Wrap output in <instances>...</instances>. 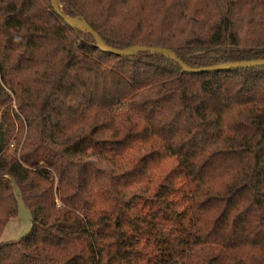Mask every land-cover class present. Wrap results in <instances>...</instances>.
Returning a JSON list of instances; mask_svg holds the SVG:
<instances>
[{
    "label": "trees",
    "instance_id": "trees-1",
    "mask_svg": "<svg viewBox=\"0 0 264 264\" xmlns=\"http://www.w3.org/2000/svg\"><path fill=\"white\" fill-rule=\"evenodd\" d=\"M107 44L264 57V0H59ZM0 264H264V64L115 53L0 0Z\"/></svg>",
    "mask_w": 264,
    "mask_h": 264
},
{
    "label": "water",
    "instance_id": "water-1",
    "mask_svg": "<svg viewBox=\"0 0 264 264\" xmlns=\"http://www.w3.org/2000/svg\"><path fill=\"white\" fill-rule=\"evenodd\" d=\"M51 2H52L54 9L59 14H61L66 19L67 22L71 24L77 23L79 26H83L89 31H91L98 40V46L104 50H109V51L119 53V54L126 53V52H134L137 50H150V51L162 52L174 58L176 61H178L183 67V69L187 71L220 70V69H226L230 67L243 66V65H262L264 64V57H263V58L239 60V61H226V62H220L217 64H211V65H206V66H190L184 63L182 60H180L172 50H166L163 47L148 46V45H135L130 50L113 48L107 44V42L104 40L101 34L98 31H96L83 17L79 15L70 16L66 14L63 11V9L60 7L59 0H51Z\"/></svg>",
    "mask_w": 264,
    "mask_h": 264
},
{
    "label": "rangeland",
    "instance_id": "rangeland-1",
    "mask_svg": "<svg viewBox=\"0 0 264 264\" xmlns=\"http://www.w3.org/2000/svg\"><path fill=\"white\" fill-rule=\"evenodd\" d=\"M31 226V212L24 202L23 198L19 195L17 215L7 222L0 240L19 239L31 229Z\"/></svg>",
    "mask_w": 264,
    "mask_h": 264
}]
</instances>
